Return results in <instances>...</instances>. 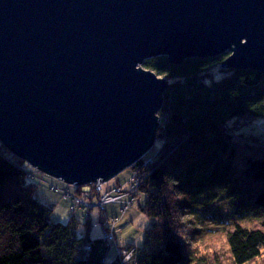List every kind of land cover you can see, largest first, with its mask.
<instances>
[{"label":"water","instance_id":"1","mask_svg":"<svg viewBox=\"0 0 264 264\" xmlns=\"http://www.w3.org/2000/svg\"><path fill=\"white\" fill-rule=\"evenodd\" d=\"M227 50L223 67L264 73V0H0V140L66 183L107 182L155 145L169 83L145 61Z\"/></svg>","mask_w":264,"mask_h":264},{"label":"trees","instance_id":"2","mask_svg":"<svg viewBox=\"0 0 264 264\" xmlns=\"http://www.w3.org/2000/svg\"><path fill=\"white\" fill-rule=\"evenodd\" d=\"M226 58L144 63L170 84L154 149L134 166L148 176L139 194L151 220L137 264H264V135L253 132L264 74ZM24 164L0 143V264H117L89 222L52 221Z\"/></svg>","mask_w":264,"mask_h":264},{"label":"rangeland","instance_id":"3","mask_svg":"<svg viewBox=\"0 0 264 264\" xmlns=\"http://www.w3.org/2000/svg\"><path fill=\"white\" fill-rule=\"evenodd\" d=\"M142 67L147 69L145 64L142 65ZM153 72L156 73L155 71ZM156 75L158 74L156 73ZM159 77L165 78L164 76ZM249 128V126H244L241 131H248ZM253 132H263L261 134L264 135V122L260 123L258 130L254 129ZM153 149L154 146L149 153H151ZM152 158H154V156H152ZM24 165L30 175L35 174L36 178H31V180L38 186L37 189L40 200L52 207L51 219L54 223H68L72 218L82 223L89 222L91 224L90 234L92 238L105 237L110 242L111 247L107 257L108 262L115 261L117 264H137V248L142 246L144 241V230L151 225V220L147 214L140 209V205L144 203L145 196L139 194L140 187L143 183L142 176L132 173L131 168H134L136 164L117 177L104 183L105 189H111L113 197L108 199L98 197L100 200L104 201V207L93 208L89 211L90 214H86V211L82 208L83 205H87L82 202V197H85V192L87 190L86 187L83 188V193L80 194V196L75 197L67 195L68 193L78 194L74 186L43 173L28 162ZM134 176H137V178H133ZM39 177L47 179L49 180L48 182H53L56 187L65 190L66 196L61 191H52L47 186L42 185V181H40ZM118 181L121 182V185L123 183H126V185H122L123 187L116 185ZM138 184L140 186L135 190L133 186ZM131 191L134 192L136 197V202L133 205L128 204ZM114 198H120L121 202H117ZM92 199L97 200V197L92 196ZM112 200H115L117 203H112ZM179 215V219L189 226V217L183 215L182 212ZM113 235L116 239H114V237L112 239L108 238V236ZM128 244H133V246H128ZM118 249L122 251L118 253Z\"/></svg>","mask_w":264,"mask_h":264},{"label":"bare ground","instance_id":"4","mask_svg":"<svg viewBox=\"0 0 264 264\" xmlns=\"http://www.w3.org/2000/svg\"><path fill=\"white\" fill-rule=\"evenodd\" d=\"M233 54V52H231L230 50H227V51H225L222 55H227V58L228 57H230L231 55ZM160 57H164V56H160ZM200 57V56H199ZM199 57H196L197 59H199ZM200 58H208V57H200ZM226 58V59H227ZM152 59H154V58H152ZM148 60H151V59H148ZM147 60V61H148ZM169 61V60H168ZM146 62V61H145ZM170 63V62H169ZM264 74V73H263ZM162 108V107H161ZM160 111H161V109L159 110V112H158V116H159V113H160ZM160 117V116H159ZM264 120V119H263ZM160 125H161V118H160ZM0 143L1 144H3L2 143V141L0 140ZM156 143V142H155ZM4 145V144H3ZM5 146V145H4ZM155 146V145H154ZM6 147V146H5ZM6 149H7V147H6ZM9 150V149H8ZM10 151V150H9ZM11 152V151H10ZM11 153H13V152H11ZM14 154V153H13ZM148 154H146V156H147ZM21 159V158H20ZM22 160V159H21ZM141 160V159H140ZM139 160V161H140ZM24 161V160H23ZM138 161V162H139ZM25 163L27 162V161H24ZM137 162V163H138ZM136 163V164H137ZM31 165V164H30ZM24 167H25V165H24ZM129 168H131V167H128L127 169H129ZM26 169V168H25ZM127 169H125L124 171H126ZM132 169V173H135V174H137V175H139V176H142V182H144V181H146V179H147V175H146V173L144 172V171H142V170H140L139 168H137V169H135V168H131ZM27 171V170H26ZM123 171V172H124ZM27 173H28V171H27ZM120 175V174H119ZM28 176H29V178L31 179V178H36L35 177V174H33V175H30L29 173H28ZM40 178V181H42L41 182V184L42 185H45V186H47L48 188H50L52 191H61L65 196H66V192H65V190H61L60 188H58V187H56V185H54L53 184V182H48L49 180H47V179H44V178H42V177H39ZM133 178H137V176H134ZM59 180H61V181H64V180H62V179H59ZM76 183H78V182H73V183H67V184H69V185H71V186H74L75 187V191H76V193H78V194H67V195H72V196H80V194H82L83 193V188L84 187H86V192H85V197H82V202L83 203H86L87 205H83L82 206V208H83V210H85L86 211V214H90L89 213V211L90 210H92L93 208H96V207H104V204H103V202L104 201H102V200H100L98 197H104L105 199H108V198H110V197H113L112 196V192H111V189L110 188H108V189H105V186H104V183L105 182H103V181H100V180H98V181H95V182H91V183H88V184H83V185H80V184H76ZM116 185H120L121 187H123L122 185H126V183H123L122 185H121V182H117L116 183ZM139 184L138 185H136L135 187H136V189L137 188H139ZM36 188H38V186H37V184H36ZM135 191V190H134ZM37 193H38V191H37ZM92 196H96L97 197V200H94V199H92ZM90 198V199H89ZM117 202H121L120 201V198H114ZM115 200H112V203H117ZM128 203H129V205H133L135 202H136V197H135V195H134V192L133 191H131V193H130V197H129V199H128ZM140 209H141V206H140ZM74 211H75V208H74ZM73 211V212H74ZM115 218V217H114ZM113 218V219H114ZM113 237H114V239H116V237L113 235ZM111 247V246H110ZM86 248H89L88 246L86 247ZM121 248V247H120ZM131 264V263H130Z\"/></svg>","mask_w":264,"mask_h":264},{"label":"built area","instance_id":"5","mask_svg":"<svg viewBox=\"0 0 264 264\" xmlns=\"http://www.w3.org/2000/svg\"><path fill=\"white\" fill-rule=\"evenodd\" d=\"M133 187H134V189L136 190V187H135V186H133ZM130 193H131V192H130ZM103 204H104V203H103ZM128 204H129V203H128ZM108 238H109V239H112L113 236H108ZM119 250H120V249H118V253H120V252L122 251V250H120V251H119Z\"/></svg>","mask_w":264,"mask_h":264}]
</instances>
